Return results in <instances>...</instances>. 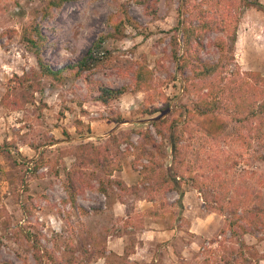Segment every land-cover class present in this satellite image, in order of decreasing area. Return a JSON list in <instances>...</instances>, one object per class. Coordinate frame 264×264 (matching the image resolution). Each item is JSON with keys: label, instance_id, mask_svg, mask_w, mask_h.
Masks as SVG:
<instances>
[{"label": "rangeland", "instance_id": "1", "mask_svg": "<svg viewBox=\"0 0 264 264\" xmlns=\"http://www.w3.org/2000/svg\"><path fill=\"white\" fill-rule=\"evenodd\" d=\"M46 1L0 0V264H36L22 229L33 231L59 258L68 254L81 257L86 248L89 254L83 264H264V258H260L264 256V213H260L261 223L254 234L232 236L227 226L228 220H237L247 206L264 207V150L256 141L248 146L240 144L230 127L229 135L209 140L197 130L198 118L185 111L193 98L183 92L182 76L175 68L169 42L180 18V0H156L155 16L146 15L143 6L132 0L67 1L41 21L49 37L44 58L53 68H59L80 61L92 44L111 30L109 17L118 15L120 6H125L136 25L123 24L121 33L108 36L94 53L98 58L105 51L108 58L98 61L93 78L107 87L126 85L129 89L107 105L89 97L81 78L70 77L61 83L41 77L39 90L14 88V75H31L37 68L34 57L20 41V33L28 21L36 16L39 19L38 12ZM255 1L259 4L244 7L240 14L234 59L241 70L264 75V0ZM177 35L180 37L179 32ZM219 36L213 31L206 34L202 60L217 59L213 42ZM135 61H145L153 69L149 91H130ZM160 115L178 121L176 131L183 136L175 157L169 136L158 135L152 125ZM118 116L121 121L113 120ZM187 123L190 131L184 130ZM139 129L149 130L152 139L148 142L140 138L136 133ZM128 134L132 146L122 142ZM82 142L108 143L110 162L120 163L137 178L127 185L119 177L120 171L106 176L102 167L90 166L85 170L92 185L77 196L75 205L65 202V171L77 163L72 153ZM150 158L160 174L166 175L170 168L177 173L181 193L146 188L140 171ZM35 160L40 166L34 171ZM192 177L202 183V193L191 186ZM116 178L139 192L130 196L129 190H120L112 183ZM100 181L105 183V195L98 190ZM203 193L213 207L218 205L213 201L218 195L229 208L210 209ZM119 194L122 200L151 196L153 206L132 210V227L126 228V220L114 217L111 207ZM183 203L186 210L196 209V214L212 211L219 219L216 230L197 241L200 249L194 245L177 249L180 243L175 235L153 247L156 261L128 258L126 262L108 247L109 236L123 231L129 232L127 241H135L136 232L143 226L142 216L148 221L149 215L159 213L163 216L161 226L176 224L182 217ZM235 206L239 207L236 215L232 212ZM165 215L170 217L167 221ZM187 221L184 218V223ZM184 230L183 241L188 243L193 236L186 223ZM104 246L105 252L100 254ZM244 256L250 257L249 263H243Z\"/></svg>", "mask_w": 264, "mask_h": 264}, {"label": "trees", "instance_id": "2", "mask_svg": "<svg viewBox=\"0 0 264 264\" xmlns=\"http://www.w3.org/2000/svg\"><path fill=\"white\" fill-rule=\"evenodd\" d=\"M67 1L75 0H47L39 10V19H31L22 26L20 41L25 49L32 54L37 68L33 69L31 75H14L15 87L22 89L30 87L39 90V78L47 77L54 82H64L67 78H81L85 84L89 97L103 105H107L113 100L121 97L127 92L128 86L107 87L101 81L93 78V70L99 60L108 58L107 52H103L100 57L94 58L96 50L102 48L101 43L108 37L114 36L122 31V25H136L133 18L128 14L125 6L121 5L118 15L113 14L108 19L111 30L106 35L100 36L88 49L87 53L76 63L66 64L59 68H53L44 58L43 52L49 43V37L43 31L41 21L52 15L53 9L60 8ZM134 3L143 6L146 15H156V0H132ZM169 1V0H168ZM257 1L252 0H180L179 15L174 33L170 36L171 56L176 62V70L182 76L183 92L186 96H191L190 108L186 107V112L197 117L195 125L209 140L217 141L229 135L230 127L235 140L246 146L253 141L264 150V75L258 71L241 70L234 59V44L240 14L246 6L258 5ZM210 31L220 33V36L213 42L217 49L218 57L215 61L202 60L200 54L203 49V41L206 34ZM178 32L180 37H178ZM103 57V58H102ZM133 83L131 90L149 91L152 88L153 69L145 61H135L131 66ZM37 76L38 79L32 80L31 77ZM147 109H145V112ZM154 112L158 109H153ZM113 120L121 121L118 116ZM186 122V117L182 119ZM152 125L156 133L160 136H169L170 150L175 157L179 152V142L182 134L177 133L178 121L170 115L158 116L152 120ZM189 123L184 130H189ZM246 132V135L244 134ZM139 137L147 140L152 139L149 130H137ZM81 136V132H78ZM54 141H52L53 143ZM127 146H132L131 134L122 140ZM128 149V148H127ZM73 156L76 162L73 167L65 171L64 190L67 195L65 202L75 205L77 196L83 194L90 187L91 179L86 173L85 168L95 166L102 167L106 176H112L114 171H120V163L110 162L109 144L80 143L75 146ZM173 162V161H172ZM152 158L148 163L142 164V182L147 184L149 191L163 188L164 190L179 189V181L176 179L177 173H172L171 168L166 175L160 174ZM38 160H35L33 170L39 167ZM158 177H160L158 179ZM191 186L199 193L203 192L202 183L192 177ZM120 190H129L130 195H136L139 191L137 187H128L121 179H113ZM150 184V185H149ZM166 186V187H165ZM165 187V188H164ZM130 188V189H129ZM98 190L106 194L105 183L99 182ZM122 198V195H118ZM149 200H153L147 197ZM204 202L219 211L229 208L224 199L216 195L213 198L218 205L213 207L211 201L205 193L202 194ZM231 208V206H230ZM239 207L235 206L233 214L236 215ZM260 213H264V207L247 206L242 209L237 220H228V230L232 236L254 234L255 228L261 223ZM246 214H249L248 216ZM3 214L0 211V217ZM239 220H245L239 221ZM31 249V255L36 264H83L84 258L89 254L86 248L82 249V256L75 257L72 254L58 257L51 249L44 247L40 238L33 231L20 230ZM1 244V239H0ZM134 241L126 245L122 255L123 260H128V256L134 252ZM99 250V249H98ZM105 252V246L100 250V254ZM260 258H264L260 257ZM249 263L250 257L243 258V263ZM137 264V262H133ZM4 264H11L6 261ZM150 264V263H146Z\"/></svg>", "mask_w": 264, "mask_h": 264}, {"label": "crops", "instance_id": "3", "mask_svg": "<svg viewBox=\"0 0 264 264\" xmlns=\"http://www.w3.org/2000/svg\"><path fill=\"white\" fill-rule=\"evenodd\" d=\"M119 177L127 185L137 178V176L135 177L134 174H131L130 171L124 167H122V170H120ZM187 193L188 191L184 192L186 195ZM126 198L127 197H125V200H122V198L117 196L115 201L112 202L111 207L112 211L114 212V217L122 218L123 216V218L126 220L125 222L127 223L125 227L131 228V220L133 219V216H131L132 210L136 209L137 212H139L146 208H150L153 206V200L147 199L145 195L131 197L127 200ZM185 208L186 205L184 204V210L181 213L182 217H180V219L177 218L176 224L174 225L173 223H170L169 225L166 224L161 226L159 223L161 222L163 216H161L159 213L156 215L154 213L149 215L148 221H145V216H142L143 226H140L136 232V240L134 241L133 246L134 252L131 253L128 258L145 261L154 259L156 261L157 259L153 254L154 250H152L153 247H155L158 242H166L167 240L172 239L175 235L177 240H179L178 242L180 243V246L178 245L179 247L177 249H189L192 245L196 246V249H200L197 241L202 237L212 234L220 224L219 219L217 218L216 213L212 211L203 214H196V209L189 211ZM169 218V216L165 215L163 219H166L167 221ZM184 218H188L189 221L185 222L187 225V231L193 236V238L188 243L183 241V239H185ZM128 233V231H123L122 233L109 236L110 240L107 242L109 244L108 247L112 251L116 252L117 255H122L126 244L130 242V240L127 241L126 239V237L129 235ZM191 248L194 250L195 247ZM182 252L183 251L181 250V253Z\"/></svg>", "mask_w": 264, "mask_h": 264}]
</instances>
